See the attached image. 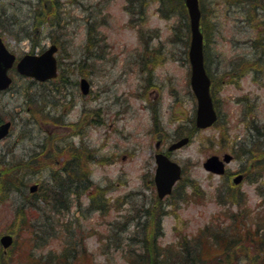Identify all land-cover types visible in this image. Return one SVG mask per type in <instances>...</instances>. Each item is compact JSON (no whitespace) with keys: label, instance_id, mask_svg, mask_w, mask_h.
Returning <instances> with one entry per match:
<instances>
[{"label":"rangeland","instance_id":"obj_1","mask_svg":"<svg viewBox=\"0 0 264 264\" xmlns=\"http://www.w3.org/2000/svg\"><path fill=\"white\" fill-rule=\"evenodd\" d=\"M259 1L262 3H258ZM95 2L96 0H0V37L19 57L32 52L34 41L40 43L37 51L49 46L52 28L46 22L53 19L51 16L46 17L45 13L52 16L57 14L59 17L62 11L65 20L69 21L66 29L68 41L58 58L61 69L70 75L66 88L68 99L62 105L51 104L47 107L51 116L62 118L60 122L45 121L30 113L29 99L31 103L33 96L45 94L49 90L48 84L30 85L28 91L25 88L29 84L18 80L11 89L0 92L2 116L5 120L13 121L10 136L0 142V162L23 165L35 153L37 157L50 153L48 161L40 160L41 163H37L36 166L44 168L32 176L33 182L29 183L25 191L27 194L33 183L49 181L50 172L46 169L56 170L60 162L64 161V154L55 156L59 153L56 145L73 142L77 147L93 151L98 159L91 160V156L86 161L91 179L95 184L110 188L106 193L107 207L103 211L88 212L86 209L89 200L84 198L82 211L85 212L81 213L74 206L65 220H62L45 205L50 219L44 220L42 216L38 218L40 234L43 235V231L44 235L58 231L63 236L54 238L42 251L58 252L63 248L80 247L87 249L90 261L78 264H130L131 255L127 249L124 252L116 250L108 239L116 231L124 236L134 233L137 224L146 220L145 214H153L157 221L162 220L163 235L158 240L166 248L179 245L180 239L185 237L193 241L194 237H198L212 223L229 224V211L237 212L240 204L251 213L248 230L254 234L257 227L255 215L264 210V171L255 169L258 144L264 145V135L259 137L255 129L256 124L264 125V56L262 46L259 49L261 56H257L253 41L259 26L257 16L264 19V0H203L209 31L207 50L209 58H213L211 67L215 79L221 84L215 92L221 127L216 125L208 129H196L191 134L194 130L192 119L195 106L188 96V90L191 89L188 61L191 39L186 22L179 24L181 19L177 16L169 19L161 17L157 12L159 3L151 1L146 22L140 26L145 31L143 39L146 44L142 46L139 27L133 25L128 28L124 23L128 16L122 11L123 0H113L105 7L109 17L107 26L102 29V37L106 38L102 46L107 43L111 49L106 50L105 58H94L93 46H89L93 42L94 31L85 29L84 23L89 18L88 9L92 10ZM257 6L259 7L256 9ZM211 10H214L213 16H216L213 21H209ZM39 14L43 17L37 19ZM186 20L189 22L188 15ZM143 50L150 52L145 57L150 56L154 62L158 59L155 65L150 61L147 63L148 70H144L143 64L139 66L133 61L137 59V53ZM255 56L260 59L257 61L258 66H255L257 62H253ZM82 61L86 63H83L81 72L76 65ZM237 63H242L239 77L227 73ZM95 64L98 75L95 73ZM12 75L15 80L18 78L15 71ZM84 76L92 84L93 92L89 95H83L80 89V80ZM154 84L157 85L156 88ZM171 90L180 95L178 102L172 99ZM99 91L101 98L95 99ZM161 91L163 102L158 104L153 97L159 96ZM98 104L105 110L102 122L87 126L86 119L93 117L92 111ZM52 107L57 109L51 111ZM180 125H183L181 129ZM186 135L191 137L190 143L172 152V158L183 167L182 183L194 182L196 186L193 185L191 189L186 187L187 196L179 200L168 198L162 204L158 203L155 185L151 183L157 166V143L160 140L159 149L165 150L172 141ZM252 147H256L253 154L255 159L246 152ZM225 154L234 157L227 165L228 176L212 174L204 169L203 163L208 157H223ZM99 158L103 159L98 162ZM81 163L84 165L83 160ZM240 170H245L246 176L241 184L233 185L231 175ZM251 178L259 180L253 182ZM232 197L239 199L240 204H233ZM23 200L21 192L14 190L5 203H0V237L8 233L16 234V243L7 250L0 244V255L5 254L9 259L12 255L14 264L19 262L22 253L31 252L38 233V228L33 226L38 214L32 215L30 210L26 213L29 216L27 221L33 226L32 230H16L20 225L16 223V209ZM238 217L244 218L240 215ZM129 219L132 220L130 224ZM157 221L152 218L151 227L154 224L157 226ZM62 224L70 225L62 232ZM126 225L130 226L128 233L123 231ZM232 231L233 229H229L228 232ZM242 231L245 232L241 230L240 233ZM236 233L238 231H233L229 236ZM241 234L244 237L245 234ZM209 242L210 245L206 248V252L210 253L208 259L225 248L213 246L211 243L214 240ZM129 248L136 246L131 245ZM6 260L8 258L4 262ZM240 264L248 262L244 260Z\"/></svg>","mask_w":264,"mask_h":264},{"label":"trees","instance_id":"obj_2","mask_svg":"<svg viewBox=\"0 0 264 264\" xmlns=\"http://www.w3.org/2000/svg\"><path fill=\"white\" fill-rule=\"evenodd\" d=\"M151 1L159 3L161 17L169 18L172 16H177L179 19H181L180 24H183L185 21V26L189 28L188 21L186 20L187 9L185 6V0H147V4H150ZM45 15L46 17L50 16L48 13H45ZM38 16L40 18L43 17L41 14ZM202 25L204 35L206 36L205 55L208 71L207 42L209 41V31L207 28L205 7L203 4ZM89 46H93L92 41L90 42ZM83 63L86 62L82 61L76 65V68L80 69L81 72L83 71ZM208 74H210L209 71ZM240 75L241 73L239 72L235 77H239ZM18 80H23L26 82V84H29V86L25 88L28 89V91L30 90V85L39 84L36 81L21 76H18L15 81L17 82ZM69 82L70 75L68 76V73L66 74L65 71L61 70L59 78L55 81L56 86L61 87L63 85H68ZM218 87H221V84L219 81L214 79V85L212 88L214 99L215 92ZM30 100L31 99H29L28 105L32 116L42 118L45 121H61L62 118L60 117H53L50 116V114L44 113L46 107L45 100H38L36 106L33 105L32 102L30 103ZM215 104L217 107V102H215ZM4 120L5 118L2 116L0 111V124ZM90 122H92V120L86 119V123ZM193 123H195L194 120ZM216 125L221 127L219 122H217ZM256 125L257 126H255V129L258 132L259 137L263 136L264 125ZM182 126L183 125L179 126L180 129ZM195 131L196 127H194V130L191 131L190 134L194 133ZM224 131L225 130L223 129L222 132ZM258 145L259 149L257 150L258 155L255 157L257 159L255 162V169L263 172L264 145L260 143ZM56 146V151L59 153L55 154V156H61V154H64L65 160L60 162V166L56 170H51L54 168L46 169L48 172H50L49 181H41L40 189L35 194H31L30 192L26 194L25 191L28 188L29 183L33 182L32 176L44 168L43 166H36L37 163H41L40 160L48 161L50 153H46L48 155L42 154L40 157H37V153H35L29 157L30 161L23 165L20 163L9 165L7 162H0V203L6 202L11 191L16 190L21 192L24 200L18 209H16V220H18L16 223L18 222L20 224L19 227H16V230H19V228L20 230H22V228H27L28 231H31L33 226L38 228V233L36 234L35 242L34 245H32L33 248L31 252L28 254L22 253L19 257V262H16V264H78L81 263V261H90V254L88 253L87 249H82L80 247H74L72 249L63 248L58 252L49 251L45 253L42 251L54 238H57V236H63V234L59 235L60 233H58V231H55L54 233H47L45 235L43 231V235L40 234L41 227L38 226V218L42 216L44 220L50 219L45 205L49 206L52 209L51 211L60 216L62 220H65V216L68 215L67 213L70 212L72 206L77 204L82 199V197L87 194V191L92 186H95L91 193H88V196L92 201V207L97 211H103L107 207L106 193L108 189H110L109 187H102L100 184L93 185V180L90 176V170L86 164V161H88L93 155L92 154L89 156V154L93 153V151L86 148L77 147L73 144L67 145L66 142L63 145L57 144ZM255 151L256 147H252L246 152L250 153L249 156L251 158L255 159L253 157ZM101 159L103 158H99L98 162ZM82 160L84 165L81 163ZM257 180L258 178H251V181L253 182H256ZM182 182L176 186L170 198L179 200L182 197L187 196V188L191 189V187H193L195 184L194 182ZM195 186L196 185H194V187ZM229 187L231 190H234L232 188L233 186L229 185ZM258 189L261 190L260 188ZM195 192L197 193L196 190ZM195 192L194 195L196 194ZM230 193L233 192L230 191ZM98 202L99 204L97 205ZM231 202L233 204H240L241 201L236 197H232ZM25 209L27 210L25 211ZM28 210H30L32 215L38 214L33 222V226L31 223H29L30 221H27L29 216L26 212ZM229 213L230 214L227 218V223L229 224L221 225V223H212L206 226L204 230L200 232L198 237H194L193 241L185 237L180 239L179 245L175 246H168L166 248L161 246L158 238L159 236L161 237L163 235L162 220L160 219L157 221V217L150 213H148V215L145 214L147 217L146 220L140 221L137 224V230L134 233H130L129 236H124L123 234L120 235L119 232L116 231L114 232V236L109 238L108 241L114 245L116 250H121L124 252L127 249V252H129L131 255L130 264H223L224 260V264H238V262L240 264L244 260H246L248 264H264V210L255 215L254 221L257 222V227L254 234L248 230V218L251 213L247 212L243 205L240 204L239 210H237V212L229 211ZM238 215L241 217H244L245 215L246 216L242 219H239ZM152 218L157 221V226L154 224L151 227L150 223ZM130 221L132 220L129 219V224ZM68 225L70 224L61 225L62 232L68 228ZM229 229H233L234 232L238 231V233L229 236L233 232L232 231L229 233ZM241 230L245 231L241 232L245 234L244 237L240 233ZM123 231L125 233L130 232V226L126 225ZM66 238L70 242L69 236ZM210 240H214V243H211L213 246L219 245L225 248L220 249L221 252H216L212 258L208 259L210 253L206 252V248L209 247ZM131 245L136 246V248H129ZM176 247L177 249L173 250V248ZM37 249L40 250L36 252ZM253 255L254 257L252 258ZM10 256L11 257L9 259V257L6 255L1 254L0 257L2 258L0 264H14L15 260L12 255ZM7 258L8 260L4 262V260ZM248 259L250 260L248 261Z\"/></svg>","mask_w":264,"mask_h":264},{"label":"water","instance_id":"obj_3","mask_svg":"<svg viewBox=\"0 0 264 264\" xmlns=\"http://www.w3.org/2000/svg\"><path fill=\"white\" fill-rule=\"evenodd\" d=\"M186 6L189 12L191 44L189 50V59L191 63V86L196 94L198 101L196 125L200 129L208 128L214 125L218 115L214 107L211 95V80L207 74L205 67L204 55V34L201 29V9L199 0H186ZM56 47L53 46L41 55L27 54L22 57L16 65V69L20 75L32 77L38 81H47L57 77V60L54 57ZM16 55L11 53L2 39H0V91L7 90L13 78L9 71L16 62ZM82 92L88 94L90 84L86 79L81 82ZM12 123L10 121L0 125V141L7 137L10 133ZM190 142L189 137L182 138L174 142L170 146V150H176L184 147ZM157 170L155 182L158 195L161 199L172 193L173 186L181 178L182 169L176 162L171 161L167 156L160 153L156 156ZM232 160V155H225L224 160L219 156L209 157L204 168L212 173L224 174L225 163ZM243 180V176L239 175L234 179L236 184ZM38 185L31 186V192H35ZM1 243L5 249L13 244V237L10 234L2 236Z\"/></svg>","mask_w":264,"mask_h":264},{"label":"flooded vegetation","instance_id":"obj_4","mask_svg":"<svg viewBox=\"0 0 264 264\" xmlns=\"http://www.w3.org/2000/svg\"><path fill=\"white\" fill-rule=\"evenodd\" d=\"M113 0H96L95 4H94V10L92 7V10H90V8L88 9L90 11L89 14V18L88 21L84 23V28L85 29H92V32L94 31V36H93V56L94 58H100L102 56V58L106 57V50L111 49L110 47H108V44L105 43L104 46H102V42L106 41V38L102 37V29L103 26H107L108 23V17L109 15H107V12L105 10V7L108 6L109 3H111ZM123 7H122V11L125 15L128 16V20H126L124 23L128 26V28H132L133 25H135V27H139L138 32L140 33V43H142V46L144 44H146V42L144 41L143 37L145 35V31L140 27L142 24H144L146 22V14L148 11V5L147 0H123ZM59 3V2H58ZM80 3V2H78ZM82 3V2H81ZM258 3H262L261 1H259ZM61 6V4H59ZM259 6L256 7V9ZM259 11V10H258ZM158 12V11H157ZM213 12L214 10H211L210 13V17H209V21L211 19V21H213V19H215L216 16H213ZM62 11H60V16L57 17L55 14V16H52V19L50 22H46L49 24V26L52 28L51 32L49 34V39H50V44L47 48L42 49V51H37V47L40 46L39 42H33L32 43V52L33 54H41L42 52H44L45 50H47L48 48H50L52 45H56L58 48V51L56 52V56L58 58L59 53L64 49V45L65 43L68 41V37L66 29L68 28V24L69 21L65 20V15L61 14ZM159 13V12H158ZM257 15V13H256ZM257 25L258 26V31L256 34V39L253 41L254 44V50L255 52H257V56L259 54V49L260 47L263 49V56H264V19L260 18L257 16ZM44 23V24H46ZM261 23L263 24V26H261ZM44 24H42L41 26H44ZM253 26H256L255 24ZM38 33H40L38 31ZM89 35V31L87 32ZM91 34V32H90ZM258 36V37H257ZM105 37V35H104ZM39 38L41 39V35H39ZM145 42V43H144ZM259 47L258 49L256 47ZM145 52V53H144ZM87 56L89 55L88 53H86ZM137 59L133 60L135 62H137V64L140 66L141 64L144 65V70H148V62L150 61L153 65L156 64V62L158 61V59H156V62H154V59H150V56L145 57L144 55H150V52H146V50H143V52H138L137 53ZM210 55V54H209ZM208 55V67H209V71L212 75H214L213 69L211 67V63L213 62V58L210 59ZM260 55V54H259ZM155 56L157 57V55L155 54ZM257 56H255L253 58V62H257L258 60H260ZM261 56V55H260ZM59 60V58H58ZM246 60V59H245ZM244 61V60H242ZM250 61V60H249ZM145 62V63H144ZM242 64V63H241ZM241 64L237 63L236 66H234L232 69H228L227 73H233L238 74L241 71ZM259 62L255 63V66H258ZM98 67L95 64V73L98 75L99 71L97 69ZM255 71V70H254ZM101 72V70H100ZM218 72V71H217ZM241 73V72H240ZM154 71H152V77H154ZM150 80V79H149ZM151 84V83H150ZM49 85V90L47 92H45V94H40L37 97H32V104L36 106L37 101L38 100H45L46 102V107L44 110L45 114H50L49 111H47V107L48 105L51 106V104L54 105H62V103L68 99V90L67 85H63L61 87H57L56 85ZM157 85L154 84V88H156ZM91 92H93V90H91ZM90 92V93H91ZM162 91L161 94L159 96H155L153 97V99H156V101L162 104ZM170 95L172 97V99H174V101L178 102L180 100V95L177 93V91L175 90H171ZM188 96L189 99L193 102L194 106H196V97L195 94L189 89L188 90ZM101 98V92L99 91V94L96 95L95 99H100ZM156 104V106L158 105ZM34 108V107H33ZM109 108V107H108ZM195 108V107H194ZM57 109V107H52L51 111H55ZM195 110V109H194ZM105 110H103V108L101 107V104H98L97 107L94 108V110L92 111L93 117L92 119V125L95 126L96 124H99L102 122L103 116L104 115ZM107 113H109L107 111ZM194 118H195V113L193 114ZM51 116V115H50ZM54 117V116H53ZM85 125V124H83ZM82 125H80L81 127ZM87 126H91V124H87ZM82 128V127H81ZM80 128V129H81ZM71 144L74 145V143L72 142ZM158 147L160 148L161 146V141L159 140V143L157 144ZM162 151H164L166 154H168L167 149H162ZM170 157H172V153L168 154ZM94 156V155H92ZM238 174H242L244 177L246 176L245 170H240L234 174L231 175L230 179H233L236 175Z\"/></svg>","mask_w":264,"mask_h":264},{"label":"bare ground","instance_id":"obj_5","mask_svg":"<svg viewBox=\"0 0 264 264\" xmlns=\"http://www.w3.org/2000/svg\"><path fill=\"white\" fill-rule=\"evenodd\" d=\"M14 236H16V234Z\"/></svg>","mask_w":264,"mask_h":264}]
</instances>
